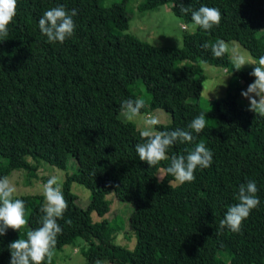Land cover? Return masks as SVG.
<instances>
[{
    "label": "trees",
    "instance_id": "1",
    "mask_svg": "<svg viewBox=\"0 0 264 264\" xmlns=\"http://www.w3.org/2000/svg\"><path fill=\"white\" fill-rule=\"evenodd\" d=\"M128 1L18 0L9 34L0 38V178L25 170L40 179L39 162L66 170L72 160L74 171L65 173L61 186L68 209L57 221L62 228L58 239L84 241L89 264L97 259L264 264V116L238 102L244 86L255 81L250 75L255 65L237 71L227 52L216 57L211 48L219 40L236 41L256 63L264 55V0H141L139 11L169 4L187 23H194L191 11L182 13L181 3L193 11L201 6L221 11L219 26L204 30L196 25L183 33L179 47H153L125 33ZM58 5L78 10L76 29L64 43H49L38 21ZM201 63L235 79L225 96L209 105L200 98L205 82ZM129 98H143L141 113L146 115L156 109L169 113L171 122L154 126L156 131H191L188 125L204 113L205 129L192 134L214 153L211 167L197 168L195 181L182 185L156 179V170L166 169L172 155L186 156L195 144L176 143L168 150L169 160L150 168L136 152V144L144 142L141 132L118 117ZM249 180L257 183L259 207L243 222L241 233L221 230L228 207L238 203L239 186ZM73 182L90 193L85 209L76 203ZM110 193L134 205L128 217L135 232L133 250L111 240L104 218ZM14 199L24 201L28 223L0 236V264H10L11 242L27 239L29 231L42 226L43 196ZM91 213L100 220L93 222Z\"/></svg>",
    "mask_w": 264,
    "mask_h": 264
},
{
    "label": "clouds",
    "instance_id": "2",
    "mask_svg": "<svg viewBox=\"0 0 264 264\" xmlns=\"http://www.w3.org/2000/svg\"><path fill=\"white\" fill-rule=\"evenodd\" d=\"M18 0H0V38L7 37L9 25L17 15ZM182 13L191 11V19L195 25L204 30H211L213 26H219L222 21V13L218 8L201 6L199 10H191L180 4ZM78 10H67L64 5H58L44 12L38 21L39 29L47 37L49 43H64L71 38L76 29L74 17ZM205 49L209 44L202 45ZM213 55L222 56L228 46L225 41L219 40L211 46ZM235 69L239 71L245 65H255L251 76L255 81L251 83L241 95L249 101V111L256 115L264 116V55L260 56L256 63L246 61L243 56L233 57ZM257 97L259 99H257ZM121 114L129 121L141 115V109L145 107L143 98L126 99L121 103ZM160 123L159 119L151 116L145 120V130L140 136L144 141L136 144V152L141 161L147 162L150 168L162 161L169 160L167 155L169 148L176 143H194L195 147L185 156L172 155L170 165L162 170L174 177L168 181L171 186L174 183L184 184L194 182L197 168L211 167L214 153L204 143H196L197 137L192 133L200 134L206 127L205 114L201 113L188 125L189 130L177 128L172 131H154V126ZM163 181L164 176H158ZM16 187L7 176L0 178V236L7 234L9 228L19 231L28 220L25 218V203L22 199H14ZM259 189L254 180L239 186L236 199L238 203L228 207L224 218L220 221V229L227 228L233 233H241L243 222L250 216L252 210L260 205L257 196ZM45 203L40 211L44 213L42 226L29 231L27 239H18L11 242L8 248L11 252L10 264H51L57 245V237L62 233V228L57 222L64 218L68 209V203L64 198L62 188L56 176H51L43 188ZM67 223H71L70 220ZM95 264H109L107 260L97 259Z\"/></svg>",
    "mask_w": 264,
    "mask_h": 264
},
{
    "label": "rangeland",
    "instance_id": "3",
    "mask_svg": "<svg viewBox=\"0 0 264 264\" xmlns=\"http://www.w3.org/2000/svg\"><path fill=\"white\" fill-rule=\"evenodd\" d=\"M100 1L104 5L109 4L113 0ZM141 2V0L128 1L126 10L130 19L129 27L125 33L134 35L139 40L146 42L150 46L179 47L181 45L183 33L193 32L196 29V25L194 23L184 22L180 17L174 14L169 4H164V6H160L151 10L139 11L137 6ZM224 41L228 46V50L226 52L233 62L234 56H243L246 61L253 64L255 63L254 58L251 57L246 49H244L236 41ZM251 66L252 65L249 64L245 65L243 68H248ZM200 67L205 75V82L203 83V90L200 94V98L203 104L209 105L212 100L225 96L229 86L233 81H235V79L224 69L202 63L200 64ZM249 85L244 86L242 91H246ZM242 91L238 95V102L241 106L249 108V101L241 95ZM257 99L259 98L257 97ZM151 116L157 117L160 121L159 124L162 125H167L171 122L169 113H165L159 109L153 110L147 115L145 113H141L140 116L130 122H133L141 132L145 130V120ZM118 117L121 120L129 121L121 114V111L119 112ZM153 130L156 131L155 128ZM28 160L32 164H36L30 158ZM71 163L66 168V170H64L51 164L39 162L37 174L40 179L31 177L25 170L13 171L8 178L17 190L14 198L34 194L44 197V185L53 175L58 178V182L60 186H62L65 173H71L74 171V166H71ZM161 166L162 163L160 162V164L157 165V169ZM162 170H156V179L160 180L158 176L166 177L163 179V181H167L169 178L174 179V177L169 174L167 176L165 171ZM71 190L75 195H77V205L85 209L89 205L90 201L89 191L83 186L78 185L76 182L72 183ZM107 199L110 200V207L107 214L104 215V218L107 220L108 226L111 228L112 242L129 250H133L136 245L135 232L128 225V217L131 211H133L134 205L131 202L116 199L113 193H110L107 196ZM91 218L93 222L100 220V218H98L94 213H91ZM83 249H86V243L79 238H76L73 241L65 237L58 239L57 248L54 251L52 261L54 264H89L86 257L82 253Z\"/></svg>",
    "mask_w": 264,
    "mask_h": 264
}]
</instances>
